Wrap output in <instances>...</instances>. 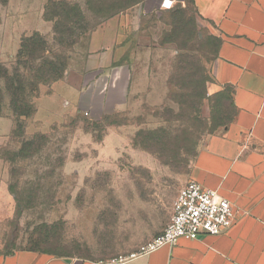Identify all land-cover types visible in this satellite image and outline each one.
I'll list each match as a JSON object with an SVG mask.
<instances>
[{
    "label": "rangeland",
    "instance_id": "obj_1",
    "mask_svg": "<svg viewBox=\"0 0 264 264\" xmlns=\"http://www.w3.org/2000/svg\"><path fill=\"white\" fill-rule=\"evenodd\" d=\"M55 1L77 7L85 31L56 35L43 18L48 0L0 4L3 65H16L33 34L47 42L48 59L66 62L31 97L36 112L19 119L23 136L12 134L3 103L0 253L125 259L163 231L198 150L231 118L228 91L209 84L219 38L191 0L112 12L99 11L105 0ZM35 135L45 137L36 152L21 148Z\"/></svg>",
    "mask_w": 264,
    "mask_h": 264
},
{
    "label": "crops",
    "instance_id": "obj_2",
    "mask_svg": "<svg viewBox=\"0 0 264 264\" xmlns=\"http://www.w3.org/2000/svg\"><path fill=\"white\" fill-rule=\"evenodd\" d=\"M192 3L219 38L209 84L228 91L233 112L198 150L189 179L226 200L233 222L220 235L180 239L122 264H264V0ZM0 264L119 263L23 250L0 253Z\"/></svg>",
    "mask_w": 264,
    "mask_h": 264
},
{
    "label": "trees",
    "instance_id": "obj_3",
    "mask_svg": "<svg viewBox=\"0 0 264 264\" xmlns=\"http://www.w3.org/2000/svg\"><path fill=\"white\" fill-rule=\"evenodd\" d=\"M107 1H111V4L109 5ZM140 2L141 0H105L104 8L99 11L112 12L127 9ZM6 3L7 0H0L1 5ZM43 18L45 21L54 23L56 35L67 34V37H72L75 29L85 31L82 16L77 7L64 1L48 0ZM88 34L82 32L83 36ZM219 43L217 40V48ZM50 54L51 51L45 39L38 34H33L21 40L15 57V66L8 68L0 62V115L3 111V103L7 99L8 110L16 124L13 135L17 130V133L23 136V125L20 120L30 118L36 112L31 97L37 94L39 85L59 80L63 76L66 67L64 57L57 55L48 59L47 55ZM229 103L232 107L230 101ZM43 139H45L43 135H35L31 139L22 138L21 148H32V152H36L35 143Z\"/></svg>",
    "mask_w": 264,
    "mask_h": 264
},
{
    "label": "built area",
    "instance_id": "obj_4",
    "mask_svg": "<svg viewBox=\"0 0 264 264\" xmlns=\"http://www.w3.org/2000/svg\"><path fill=\"white\" fill-rule=\"evenodd\" d=\"M172 4L171 0H163L161 9L170 10ZM233 218L232 208L226 200L197 182L189 181L178 192L172 207V217L163 231L136 254L111 262L122 264L165 245H175L180 239L197 240L204 236L220 235L230 227Z\"/></svg>",
    "mask_w": 264,
    "mask_h": 264
},
{
    "label": "snow or ice",
    "instance_id": "obj_5",
    "mask_svg": "<svg viewBox=\"0 0 264 264\" xmlns=\"http://www.w3.org/2000/svg\"><path fill=\"white\" fill-rule=\"evenodd\" d=\"M167 6V5H166Z\"/></svg>",
    "mask_w": 264,
    "mask_h": 264
}]
</instances>
